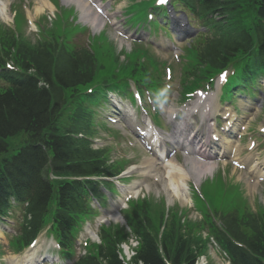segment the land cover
Wrapping results in <instances>:
<instances>
[{"label":"trees","instance_id":"trees-1","mask_svg":"<svg viewBox=\"0 0 264 264\" xmlns=\"http://www.w3.org/2000/svg\"><path fill=\"white\" fill-rule=\"evenodd\" d=\"M249 2L258 12L256 17L258 25L255 28L260 39L264 40V25L261 24L264 22V0ZM209 3L215 7L223 6L230 11L238 8V0H210ZM189 4L195 6L194 3ZM234 38L235 35H224L218 43V51L224 48L234 49L235 44H232ZM81 51V54H69L58 51L49 43H41L36 47L22 45L16 47L15 55L20 59V65L25 70L33 69V75L28 74L8 87H0V153L6 148V137L19 132L28 133L31 144L9 161H5L1 172L7 168L15 171L19 170V167L27 169L21 165L22 159L25 157L30 161L31 157H35L34 152L37 149L33 148V144L38 143L53 152L55 161L67 168L64 172L67 175L102 174L103 164L99 160V154L91 152L89 148L87 128L78 123L74 124L77 132L82 134L81 137H74L63 136L54 127L64 106L65 91L74 90L91 80L95 65L87 51L85 49ZM0 63L3 64V61ZM39 145L36 147L39 148ZM27 149L30 151L24 154ZM19 173L24 180L28 179L29 175L28 187L32 189L28 208L33 216L29 222L31 228L36 227L40 216L46 213L49 200L55 202L53 218L60 224L72 212L71 210L81 203L78 194L74 192V189L81 187L78 182L58 187L52 195V188L47 182L41 183L37 177L34 178V175L30 174V171L24 173L19 170ZM144 212L130 226L132 233L139 239V246L131 264H194L196 256L191 248L192 242L188 238L163 235L160 238V248L158 247L157 234L151 232L152 226ZM221 228L217 239L228 252L231 264H264V221L245 212L234 214L224 220ZM120 239L117 238V234L103 232L102 244L96 247V256H86L77 264H123L116 250ZM230 239L242 241L248 251L234 247Z\"/></svg>","mask_w":264,"mask_h":264},{"label":"rangeland","instance_id":"rangeland-1","mask_svg":"<svg viewBox=\"0 0 264 264\" xmlns=\"http://www.w3.org/2000/svg\"><path fill=\"white\" fill-rule=\"evenodd\" d=\"M57 1L59 2L60 6L62 8L65 7V5L61 3V0H57ZM36 2H37V0H28L25 3V6L26 7L30 6L32 9V8H34ZM125 5H126V1L124 0V1H121L118 6L124 7ZM12 7H14L15 12L17 13V17L20 18L21 17V11H20L19 4H16L15 6H12ZM142 7H143L142 3H136V4H133L131 6L129 11L135 12L136 16H138L141 14L140 9ZM8 8L10 10V13H12L11 11H13V8H10V7H8ZM66 8H72V6L66 5ZM49 13H50L49 11L44 10L42 14H37L35 16L36 25L33 27H30V25H28L27 22L24 24V21H22V19H20V21H19L20 25L18 26V30H20L22 38L25 39L26 41L31 42V43H35L38 40H41L43 38L52 39L54 33H59L64 28H67V29L70 28L69 26H65V24L60 25V26L55 25V21L57 18L56 9L53 10V15L50 14L48 16ZM47 16H48V18H47ZM12 18H13V13H12ZM12 18L10 20H8V22H6V23L1 21V19H0V28L4 29L5 31H8L9 29L13 30L17 26V23L15 25V23H13V21H12ZM39 21H41V23L44 25V28H46V29L48 28L49 30L42 33V28L39 27ZM96 31H97L96 29L95 30L92 29L91 33L93 35H96L99 30L97 32ZM0 33H1V30H0ZM2 35H3V33L0 34V38L4 37ZM7 35H9L8 32H7ZM106 35L108 37L111 36L107 31H106ZM73 36H74L73 32H72V34L66 36V43L67 44L71 45V42L77 44L78 43L77 39L79 38V39H82V42L79 41V44L86 43V44H89L91 47L92 43H90L87 40V38H85V35H77L75 38H73ZM91 38H92V36L89 37L88 39H91ZM73 39H74V41H73ZM113 46L116 49V51H118V49H120V46L118 43L113 44ZM168 61L169 60H166L165 64H168ZM97 62H98V64H100L102 66V68H101L102 70H107L110 67L109 55H107L103 51L98 52ZM154 70L157 71L158 69L155 68ZM70 96H71V94L67 93V97H70ZM92 108H96V107L92 106ZM22 138H23L22 135H18V136H15L14 138L10 139L9 142L11 145H17ZM98 141H99V144H98V142L96 144L104 146V145H106V142L110 143L111 137L106 132L102 131V132H100V137H99ZM116 143H118V145H121V143L118 140H116ZM258 152H259V154L264 155V146H260V150ZM109 155H110L109 156L110 160H113L115 157H118V158H121L122 160H124V156H125L124 153L118 149V147H116L114 152L112 151L111 154L109 152ZM122 162H124V161H122ZM219 181H220V176L214 175L213 180L208 179L205 182V186L213 188ZM150 186L154 187L155 183L150 184ZM240 188L243 192H240L237 190V194L234 193L232 195V193L231 194L228 193L229 195L223 196L224 198L218 197V199L216 201V209H218V210H231V209L236 208L239 213H241V212H243V210H245L246 212L251 213V214H258V215H259V213L264 214V197L262 195V193L264 192V188H257L256 192L250 193L247 202L245 201V198L247 196L246 192L244 191L243 187H240ZM151 195L155 196L154 193L151 194V192H150L149 196H151ZM254 198H255V202H254ZM246 200H247V198H246ZM137 202L140 204L146 205L148 215L151 217L153 223H156L157 216L159 214H161V213L166 214V212H167V207H166L164 201H157L156 199H153L151 197H147L144 201L141 202V199H138ZM255 203H256V205H255ZM179 206L181 208H184V206H181V205H179ZM186 214H188V213H186ZM180 218H181V220L185 218L183 213H182V215H180ZM201 218H202L201 213H199V212H196L194 215H191V214L188 215V219H186L184 223L182 221H180V226H181L180 232L181 233L184 232V226H191L193 223L199 222L201 220ZM92 227L94 228V226H92ZM80 232H81V236H82L80 242H83L85 235L83 234L82 230ZM80 232L78 234H80ZM89 242H91V241H89ZM0 254H1V249H0ZM220 261H221L220 259H214V261H212V262L214 264H219V263H221Z\"/></svg>","mask_w":264,"mask_h":264},{"label":"bare ground","instance_id":"bare-ground-1","mask_svg":"<svg viewBox=\"0 0 264 264\" xmlns=\"http://www.w3.org/2000/svg\"><path fill=\"white\" fill-rule=\"evenodd\" d=\"M64 2H69L72 1L74 2L77 7L80 10V16L81 19L88 23L93 30H98L100 29V25L102 24V19L107 18L108 20L110 19L109 14H101L100 18L96 13H91L88 8L87 5L82 2V0H63ZM47 8L48 10H52L53 6H51L49 4L48 1L46 0H37V2L35 3L34 6V14H40L44 11V8ZM7 6L4 7V5L0 6V18L2 20H6L7 19ZM27 16L28 18H33V16L27 12ZM31 21V20H30ZM182 22H177V27H179L180 29H182V27H186V26H182ZM264 161V160H263ZM154 166H156V163H152V164H148V162L146 161H141L140 163H138L136 166H133L134 170H137L140 172V174L142 176H145L146 178L148 177H158L159 178V187L164 191V193L167 195L168 199H172L173 202H177L178 204H180L181 206H184L187 201H188V196H187V179L183 176H181L180 174L171 172V171H165V170H160V169H156L154 168ZM210 169H206L202 172H198L197 173V180L198 179H202L204 178L206 175H209L210 173ZM211 174V173H210ZM253 187V186H252ZM132 189H137V188H132ZM139 190V189H138ZM138 190H136V192H138ZM122 216L117 213V211H111L108 213H105L104 216H102V222L105 225L112 223H118V224H123V220H122ZM176 228H178L179 226H174ZM88 233H90V235H93V232L90 229H87ZM123 252H127L126 247H123ZM204 255L201 254L198 262H201L204 260Z\"/></svg>","mask_w":264,"mask_h":264},{"label":"snow or ice","instance_id":"snow-or-ice-1","mask_svg":"<svg viewBox=\"0 0 264 264\" xmlns=\"http://www.w3.org/2000/svg\"><path fill=\"white\" fill-rule=\"evenodd\" d=\"M158 2L163 3V2H165V0H158Z\"/></svg>","mask_w":264,"mask_h":264}]
</instances>
